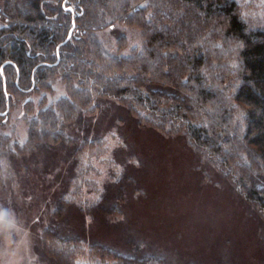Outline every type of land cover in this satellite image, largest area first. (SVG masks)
I'll return each mask as SVG.
<instances>
[{
	"label": "trees",
	"instance_id": "16d2710c",
	"mask_svg": "<svg viewBox=\"0 0 264 264\" xmlns=\"http://www.w3.org/2000/svg\"><path fill=\"white\" fill-rule=\"evenodd\" d=\"M242 9L239 0L0 3V171L5 162L36 167L44 172L42 191L49 195L54 183L64 188L40 235L45 261L73 264L66 247L82 240L65 223L70 201L64 195L73 177L56 173L48 156L73 137L79 149L97 141L101 136H90V127L96 110L106 113L108 103L123 108L116 119H127L130 127L185 136L264 226V26L247 23ZM118 26H133L141 35L125 54L108 50L98 34ZM126 37L116 34L119 49ZM59 80L65 92L51 97ZM18 107L27 124L24 141L7 128ZM73 131L77 135L70 138ZM122 192L104 196L95 208L113 213ZM4 201L9 206V194ZM4 201L0 197V207ZM137 243L129 241L125 252L99 241L88 246L119 264H165Z\"/></svg>",
	"mask_w": 264,
	"mask_h": 264
},
{
	"label": "rangeland",
	"instance_id": "374dc122",
	"mask_svg": "<svg viewBox=\"0 0 264 264\" xmlns=\"http://www.w3.org/2000/svg\"><path fill=\"white\" fill-rule=\"evenodd\" d=\"M239 1L247 23L264 26V0ZM119 31L127 36L120 49ZM98 34L106 48L118 54L141 42L133 26L106 28ZM53 87L51 97L65 92L60 80ZM107 105L106 113L96 110L90 127V136H101L97 141L79 149L80 140L72 138L76 132H69L72 141L48 156L57 165L56 173L73 177L64 195L70 201L65 223L82 240L66 247L72 263L119 264L88 245L99 241L125 252L131 241L161 255L165 264H264V226L233 184L185 136L130 127L127 119H116L124 116L121 106ZM9 123L13 137L24 141L27 124L20 107ZM38 169L13 168L5 162L0 171V197L4 201L9 194L11 201L0 207V264L54 262L44 260L38 245L64 188L54 183L48 185L49 195L42 191L44 172ZM118 189L123 191L121 204L113 213H99L95 207Z\"/></svg>",
	"mask_w": 264,
	"mask_h": 264
},
{
	"label": "water",
	"instance_id": "95a60500",
	"mask_svg": "<svg viewBox=\"0 0 264 264\" xmlns=\"http://www.w3.org/2000/svg\"><path fill=\"white\" fill-rule=\"evenodd\" d=\"M70 34H71V31H70ZM70 34H69V35H70Z\"/></svg>",
	"mask_w": 264,
	"mask_h": 264
},
{
	"label": "bare ground",
	"instance_id": "6f19581e",
	"mask_svg": "<svg viewBox=\"0 0 264 264\" xmlns=\"http://www.w3.org/2000/svg\"><path fill=\"white\" fill-rule=\"evenodd\" d=\"M71 31V30H70ZM3 72V71H2Z\"/></svg>",
	"mask_w": 264,
	"mask_h": 264
}]
</instances>
